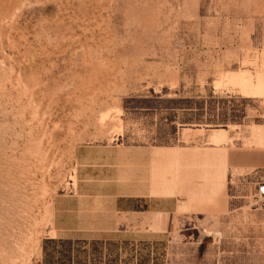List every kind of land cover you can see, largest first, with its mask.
<instances>
[{"label": "rangeland", "instance_id": "obj_1", "mask_svg": "<svg viewBox=\"0 0 264 264\" xmlns=\"http://www.w3.org/2000/svg\"><path fill=\"white\" fill-rule=\"evenodd\" d=\"M262 181L264 0H0V264H264Z\"/></svg>", "mask_w": 264, "mask_h": 264}, {"label": "crops", "instance_id": "obj_2", "mask_svg": "<svg viewBox=\"0 0 264 264\" xmlns=\"http://www.w3.org/2000/svg\"><path fill=\"white\" fill-rule=\"evenodd\" d=\"M91 187H93V185H91ZM137 197H139L138 194H121V193H118L115 195V210L117 212H122V211H126V210H135V206H124V205H121V203L123 204L125 201L129 200V201H132V202H139V200H137ZM46 246H48L46 244Z\"/></svg>", "mask_w": 264, "mask_h": 264}, {"label": "bare ground", "instance_id": "obj_3", "mask_svg": "<svg viewBox=\"0 0 264 264\" xmlns=\"http://www.w3.org/2000/svg\"><path fill=\"white\" fill-rule=\"evenodd\" d=\"M243 77H244V76H243ZM245 77H246V76H245ZM234 78H235V77H234ZM235 79H236V78H235ZM235 79H234V80H235ZM237 79H238V78H237ZM237 79H236V80H237ZM261 80H262V79H261ZM261 80H260V81H261ZM244 81H245V80H244ZM244 81H243V83H244ZM247 82H248V80H247ZM247 82H246V85H247ZM262 82H263V81H262ZM262 82H260V85H261ZM248 83H249V82H248ZM248 86H249V85H248ZM218 132H220V133H215V134L213 133L214 138L212 139V137H211V139H212L211 142H212V141H219V139H221V138H218L217 136H219L220 134H224V135H225V133H221V131H218ZM221 136L223 137V135H221ZM221 140H222V139H221ZM220 142H221V141H220ZM215 143H216V142H215ZM218 143H219V142H218Z\"/></svg>", "mask_w": 264, "mask_h": 264}, {"label": "built area", "instance_id": "obj_4", "mask_svg": "<svg viewBox=\"0 0 264 264\" xmlns=\"http://www.w3.org/2000/svg\"><path fill=\"white\" fill-rule=\"evenodd\" d=\"M258 193L262 198H264V181L260 182L258 186Z\"/></svg>", "mask_w": 264, "mask_h": 264}]
</instances>
